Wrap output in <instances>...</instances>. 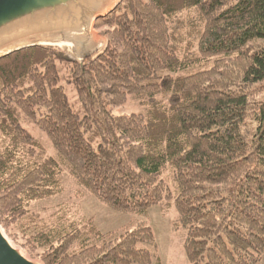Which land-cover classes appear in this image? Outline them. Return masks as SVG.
<instances>
[{
	"label": "trees",
	"instance_id": "obj_1",
	"mask_svg": "<svg viewBox=\"0 0 264 264\" xmlns=\"http://www.w3.org/2000/svg\"><path fill=\"white\" fill-rule=\"evenodd\" d=\"M95 30L108 47L83 67L49 47L0 60V221L9 237L44 264H160L146 223L102 234L62 208L30 211L60 194L67 174L118 213L145 217L171 202L189 264H259L264 0H125ZM130 101L146 113L113 115ZM23 123L47 136L55 157Z\"/></svg>",
	"mask_w": 264,
	"mask_h": 264
},
{
	"label": "water",
	"instance_id": "obj_2",
	"mask_svg": "<svg viewBox=\"0 0 264 264\" xmlns=\"http://www.w3.org/2000/svg\"><path fill=\"white\" fill-rule=\"evenodd\" d=\"M125 0H0V60L23 50L49 47L81 67L101 56L108 41L98 20ZM0 264H44L16 244L0 221Z\"/></svg>",
	"mask_w": 264,
	"mask_h": 264
},
{
	"label": "rangeland",
	"instance_id": "obj_3",
	"mask_svg": "<svg viewBox=\"0 0 264 264\" xmlns=\"http://www.w3.org/2000/svg\"><path fill=\"white\" fill-rule=\"evenodd\" d=\"M64 86L67 90L69 102L74 107L71 87L68 84H64ZM112 113L115 116L132 113L145 114L146 108L136 102L130 101L124 106L113 107ZM23 127L34 139L42 144L47 156L55 157V150L44 133L31 124L23 123ZM61 180L62 192L50 198L31 203L30 211L39 212L41 215L47 216L62 208L71 220H75L78 223L91 218L97 230L102 234L125 230L132 231L137 224L143 222L151 227L153 231L160 264H189L183 248L186 232L182 228L175 227L177 212L171 202L164 206L150 208L145 217L135 214L118 213L85 192L67 174H63ZM90 240L89 244L99 245L101 243L100 240ZM76 249L75 245L72 251ZM151 264H155L154 259ZM259 264H264V254Z\"/></svg>",
	"mask_w": 264,
	"mask_h": 264
}]
</instances>
